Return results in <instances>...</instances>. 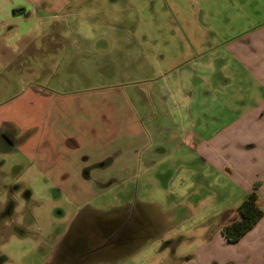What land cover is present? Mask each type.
Listing matches in <instances>:
<instances>
[{
	"label": "crops",
	"instance_id": "1",
	"mask_svg": "<svg viewBox=\"0 0 264 264\" xmlns=\"http://www.w3.org/2000/svg\"><path fill=\"white\" fill-rule=\"evenodd\" d=\"M229 2L251 4L254 20L260 22L252 30H235V40L220 50L224 55L219 61L210 60L211 46L189 31L173 50H158L156 67L148 62L149 54L148 59L144 57L145 73L156 70L158 74L153 76L156 81L145 79L151 83L139 95L101 86L109 80L94 73L69 77L54 69L44 89L31 86L23 94L10 96L11 108L1 112L0 132L12 141L10 169L15 179L44 180L54 194L69 200L76 217L84 213L83 217L93 218L100 207L108 209L101 213H113L106 220H114L116 233L124 234L123 241L135 247L105 254L107 264H264V215L235 244L220 232L237 217L239 203L255 184H260L257 192L264 208V12L258 11L264 0ZM82 4L83 0H0V78L8 73L6 87L14 84L18 59L25 53H46L43 66L34 60L36 68L29 65L33 68L27 70L40 86V75L48 65L58 68L68 61L77 75L85 53H100V47L109 51L110 45L92 43L70 56L69 38L85 41L87 35L84 29H68L63 19L83 16ZM141 51L147 47L141 46ZM182 54L186 58L178 59ZM70 84L89 86L69 92ZM231 84L233 106L226 102ZM9 91L2 88L0 97ZM214 98L218 99L215 109L211 107ZM134 99L139 101L135 108ZM197 163L208 166V172L232 178L240 193L238 201L231 209L204 216L199 225L209 224V236L162 237L163 218L174 227L176 211L190 214L198 205L192 199L198 194L189 195L191 187L185 180L196 174ZM178 180L183 182L177 185ZM124 186L131 189L127 195L142 187L138 192L142 196L133 205L123 202L125 206L118 207L110 197ZM176 189H183L177 195L187 204L171 205L172 214L163 211L164 203L145 198L164 192L173 196ZM133 207L136 223L117 224Z\"/></svg>",
	"mask_w": 264,
	"mask_h": 264
},
{
	"label": "rangeland",
	"instance_id": "2",
	"mask_svg": "<svg viewBox=\"0 0 264 264\" xmlns=\"http://www.w3.org/2000/svg\"><path fill=\"white\" fill-rule=\"evenodd\" d=\"M237 6L238 8L242 6L243 9L237 10ZM241 6L231 4L229 0L217 5L206 0H197L196 3L190 0H83V16L76 19L75 15H69L63 19L65 27L70 30L84 29L87 35L84 37L85 41L69 38L67 45L70 56L78 49L81 53V46L92 43L96 46L110 45L109 51L105 52L100 47L98 48L102 51L100 53H85L81 58L84 65L82 64L78 69L77 75V69L72 68L68 61L58 68H55L57 65H48L44 69L45 72L40 75L37 83L40 86L35 85L34 77L27 70L29 65L36 68L35 63H38L39 67L43 66L46 53L39 51L20 55L18 68L14 72V84L11 87L4 85L8 73L0 78V92L2 88H10L7 95L0 97V115L2 111H9L11 108L9 105L12 99H8L10 96L23 94L31 86L44 89V84L50 79L54 69L59 75L69 77L93 76L94 73L100 75L102 80H109L108 84L101 86L111 87L112 90L125 94L139 95L151 83L145 82V79L152 77L156 81L157 77L153 76L158 74L156 70L152 74L145 73L144 57L147 56L148 59L149 54L148 60L151 61L148 62L156 67L158 60L155 56L158 50L164 48L173 50L179 39L189 36V31L197 34L198 41L204 40L207 46H211L210 53H213L210 60L219 61V56L224 55L220 50L226 43L235 40L237 31L243 28L247 31L252 30L260 22L257 18L254 20V15L251 13L254 9L251 4L245 3ZM261 8L258 11L264 12V7ZM72 13H76L75 9ZM236 13H244L246 16L239 18ZM165 43H169L170 47H163ZM141 46L147 47L148 52L143 53ZM185 56L182 54L178 59L184 60ZM107 65L112 67H106ZM88 86L70 84L67 90L78 91ZM229 86L228 90L233 93H229L230 99L228 101L226 99V102L233 106L236 101L231 98L235 89H232L233 84ZM133 102L134 108L137 107L139 101L134 99ZM217 102V98L211 102L213 109L216 108ZM0 118L2 119V116ZM11 142L9 135L0 132V264H107L108 261L104 259L105 254L131 251L135 247L123 241L124 234L116 233L114 220L111 222L106 220L113 213H101L108 212V209L100 207L98 215H91L93 218L83 217L84 213L76 217L69 200L54 194L44 180L35 177L15 179L10 169L13 151ZM3 160H6L4 165H2ZM208 170V166L204 167L197 163L196 174L190 179L186 177L185 180L192 189L188 193L198 194L197 198H192L198 200V205L190 214L185 215L176 211L174 227L163 218L164 224L162 223L163 227L160 228V236L165 238L209 236L211 235L209 224L199 225L204 216L213 211L231 209L236 204L240 193L234 180L226 174L208 172ZM176 182L178 185L183 181ZM135 183L136 181L133 183L134 187ZM116 190L118 193L110 197V202L119 204L118 207L125 206L127 202L133 205L137 198L140 199L142 196L138 193L142 192V187L130 195H127L131 192L129 187L124 186ZM119 190H123V193H119ZM178 191L184 192L183 189H176L177 193L173 196L164 192L159 193L158 196L147 194L145 198L164 203L163 211L172 214L169 211L171 207L184 200L177 195ZM123 202L125 205H122ZM184 204L185 202L182 203ZM134 211V207L132 210L130 208L125 213L124 219L120 218V221H116L117 224H124L127 221L130 225L136 223L137 211L135 213ZM149 214L152 217L156 216L155 212ZM222 218L223 216L220 217L221 220ZM183 246L187 248L189 245H182V248Z\"/></svg>",
	"mask_w": 264,
	"mask_h": 264
},
{
	"label": "trees",
	"instance_id": "3",
	"mask_svg": "<svg viewBox=\"0 0 264 264\" xmlns=\"http://www.w3.org/2000/svg\"><path fill=\"white\" fill-rule=\"evenodd\" d=\"M260 184H255L254 189L237 208V217L224 224L220 232L231 243H237L246 235L263 217L264 208L258 194Z\"/></svg>",
	"mask_w": 264,
	"mask_h": 264
}]
</instances>
